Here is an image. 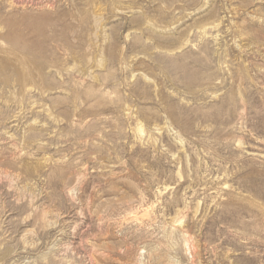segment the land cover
Returning a JSON list of instances; mask_svg holds the SVG:
<instances>
[{"label": "rangeland", "instance_id": "374dc122", "mask_svg": "<svg viewBox=\"0 0 264 264\" xmlns=\"http://www.w3.org/2000/svg\"><path fill=\"white\" fill-rule=\"evenodd\" d=\"M0 264H264V0H0Z\"/></svg>", "mask_w": 264, "mask_h": 264}]
</instances>
